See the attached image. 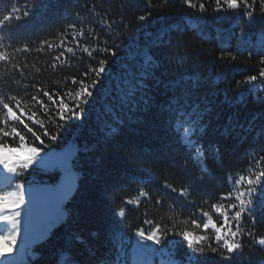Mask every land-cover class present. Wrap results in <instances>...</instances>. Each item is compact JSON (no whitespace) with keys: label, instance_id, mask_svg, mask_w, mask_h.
I'll list each match as a JSON object with an SVG mask.
<instances>
[{"label":"trees","instance_id":"obj_1","mask_svg":"<svg viewBox=\"0 0 264 264\" xmlns=\"http://www.w3.org/2000/svg\"><path fill=\"white\" fill-rule=\"evenodd\" d=\"M203 2L206 10L201 12L182 0H0V16L14 6L31 9L0 32L8 51L25 45L30 49L15 53L13 63L20 64L23 75L0 66V92L18 98L27 93L24 99H30L36 88H45L63 97L78 87L73 78L90 83L97 78L83 74L106 61L82 116L60 120L53 111L38 112L37 118L56 139L41 136L45 144L35 146L43 148V163L38 160L12 182L25 184L26 212L19 218L21 232L15 242L22 243L28 255L21 257L14 243L0 238V256L13 258V264H264V246L255 242L264 238V206L255 199L252 220H242L253 235L243 236L244 246L231 258L194 251L181 235H211V225L203 230L181 222L196 217L201 223V212L213 211L209 206L229 192L228 177L243 174L254 156H264V104L257 101L264 96V78L259 76L264 70L260 0L251 20L243 7L215 11L214 0ZM95 13L114 21L112 29L102 28ZM81 22L94 26L99 37L86 34L82 43L110 51H94L91 57L82 51L77 57L65 53L70 63L57 62L53 70L50 65L63 49H49L48 44H58L69 25L79 29ZM71 41L69 34L67 46H74ZM249 76L258 79L247 83ZM64 102L74 104L67 98ZM177 108L179 115L187 108L190 116L201 110L198 123L207 173L192 161L173 129ZM22 118L38 134L43 132ZM21 130L26 132L23 126ZM4 139L17 147L12 137ZM15 155L27 159L28 154ZM66 171L71 175L61 188L64 198L57 215L49 217L34 201L33 189L62 181ZM7 185L0 187L14 190ZM185 186L190 188L188 196L180 192ZM140 189L148 195L136 204L124 203L137 198ZM224 202L227 206L231 201ZM122 207L124 217L118 215ZM213 220L225 239H233L228 229L234 230V221L224 225L215 216ZM147 221L167 229L157 233L160 244L138 236L139 230L147 233L153 227Z\"/></svg>","mask_w":264,"mask_h":264},{"label":"snow or ice","instance_id":"obj_2","mask_svg":"<svg viewBox=\"0 0 264 264\" xmlns=\"http://www.w3.org/2000/svg\"><path fill=\"white\" fill-rule=\"evenodd\" d=\"M183 3L187 4L193 9H198L203 12L206 10L205 3L203 0H182ZM257 0H214L215 11H221L225 8L227 9H239L243 7L245 9V14L251 20L253 18L254 5ZM261 11L264 12V0H260ZM31 12V9L26 5L23 9L18 7H12L10 12L0 16V32L3 31L5 25H9L13 20H19L23 17H27ZM99 16L98 23L106 31L111 30L114 24V21H110L105 16H100L99 13H95ZM79 18V13H77ZM145 17H140L144 19ZM72 36V43L74 46H67L66 41L68 35ZM93 37L94 39H99L96 35L95 27L91 25H85L81 22L79 29L77 25L71 24L66 29L65 33L62 34L63 39L56 45L48 44L49 49L53 47L62 48L63 50L59 52L53 59L50 67L55 70L57 67V62L63 66V64L70 63L69 58L65 56V53H69L72 57H77V53L82 51L87 53L90 57L93 55L94 51L109 52L108 48H99L91 47L85 43H82L85 35ZM79 37V39H77ZM45 43H48L47 41ZM11 47V45H8ZM40 50H43L41 47ZM27 52L30 51L27 45L23 49L17 48L13 51H8L4 44V37L0 35V66H6L9 69L17 70L21 75H23V68H21L19 63H13L16 60V52ZM61 57H64V60L61 61ZM28 65L25 64L24 68H27ZM36 71L39 72L40 69L36 68ZM106 71V61L100 60L97 62V67L91 68L89 71L85 72L84 77L89 75L95 76L97 79H92L90 83H87L85 79H75L73 78L72 83L78 85L74 90L65 91L64 96L61 97L59 92L50 93L45 88H36L30 99H24V96H27V93H24V96L17 97L16 95L8 94L6 95L3 92H0V165L3 167L0 168V179L8 181V187H13V191H5L4 187H0V225H3V231L0 232V238L4 239L7 243L13 244L16 241L17 236L21 232V217L22 212L25 210V184L12 183V176L22 175L25 170H27L32 164L39 162L43 163V158H41V153L43 152L42 147L35 146L36 142H39V145H44L45 140L41 136L49 137L51 140L56 139V135H50L47 128L44 127V123L38 117V112H43L48 114L50 111L55 112L59 116L60 120L72 119L73 117L82 116L84 114L83 105H87L89 99L93 95V91L99 80L98 78L102 73ZM259 76L264 78V70H261ZM3 77L0 76V79ZM257 76H249L246 78L247 83H252L257 81ZM13 83L19 85V80L13 79ZM244 83V82H241ZM264 84V80L260 82ZM260 85H255L254 87H259ZM46 97L50 104H46L43 99L40 97ZM59 98L60 103H56V99ZM65 98L70 101H74L73 106H69L68 103H65ZM257 101L264 104V96H258ZM179 103V101H178ZM39 105V109L33 111L36 106ZM50 105H55V108H50ZM175 108L174 105H170V109ZM27 109V112L25 111ZM58 109V111H57ZM78 110V111H77ZM181 109L177 108L174 115L176 119L173 123V129L176 132L181 144L192 153L191 159L198 166L201 172L207 173V155L206 150L203 144L200 142V137L202 133L200 132V124L198 123L199 117L202 114L200 109H195L191 116L187 108L183 110V115H179ZM19 113V115L17 114ZM27 117V120L30 121L33 125H39L43 132L38 134L34 131L33 127H30L28 123L25 122V119L22 117ZM192 117H196L193 119ZM53 121L50 119L49 123ZM23 129L26 130L22 131ZM57 127L61 125L57 124ZM28 134H31L32 140L28 142ZM4 137H12L13 144H16L17 147L13 148L9 145L8 141ZM23 151L26 152L27 159H23L20 156H16L15 153ZM215 152H219V149H214ZM7 170L5 173L4 170ZM8 174H12L9 176ZM229 181L231 182V188L225 197H222L217 204L210 205V209L213 211H202L200 215L201 223H197L196 217H190L182 221L183 224L194 225L196 229L202 228L203 230L209 229L210 225L214 231L209 235L207 231L203 235H194L190 231H182L181 235L185 237L189 242V247L194 251L203 252L209 250L211 252H220L222 256L226 258H231V254L241 249L244 245L242 239L244 235L252 236L253 233L246 229L242 225V220L247 216L251 221L253 218L252 214V205L254 199L259 202L261 206H264V203L261 201V197L264 196V156H254L253 162H251L248 168L244 171L243 174H239L236 177L229 176ZM171 187V185H166ZM243 186V187H241ZM176 191V189H173ZM181 194L188 196L190 192L189 186H185L180 190ZM259 193V196L256 194ZM148 193L143 189H140L138 192V197L133 199H127L124 201L125 204H136L139 202V199L146 197ZM234 198V199H233ZM225 200L231 201L225 206ZM159 203V201H157ZM172 206H170V209ZM236 209V211L229 216L228 213L230 210ZM125 209L122 207L118 215L121 217L125 216ZM213 216L216 219L221 220L222 224L227 225L230 221H234V230L232 227H229L228 232L233 239H225L224 234L221 232V228L217 227L213 220ZM203 217H207V220L204 221ZM147 223L153 224V227L148 230L146 233L144 230L138 231V236L141 239L153 241L155 244H160L161 240L157 238V233L161 231L166 232L167 229H161L159 224H156L152 221H147ZM25 231H27L25 229ZM7 233V235H4ZM236 237H240V240H236ZM223 241V243H220ZM257 244L264 246V238L257 239L255 241ZM213 244H216V247H213ZM14 259L9 257L5 258L0 256V264H13ZM71 264V262H68ZM174 264V262H173Z\"/></svg>","mask_w":264,"mask_h":264},{"label":"rangeland","instance_id":"obj_3","mask_svg":"<svg viewBox=\"0 0 264 264\" xmlns=\"http://www.w3.org/2000/svg\"><path fill=\"white\" fill-rule=\"evenodd\" d=\"M68 155L66 156V159ZM63 163V162H62ZM62 163L60 166H62ZM7 173V170H4ZM12 176V174H8ZM70 171H66L62 175V181L55 182L53 184H46L44 186L35 187L33 189V195L35 196L34 201L38 204L41 210L48 212L49 214L57 213L59 210V204L64 198V193L62 191V187H65V181L70 178ZM14 176H12L13 178ZM2 179H0L1 181ZM14 246L18 249L20 255L22 257H26L25 249L20 243H15Z\"/></svg>","mask_w":264,"mask_h":264}]
</instances>
